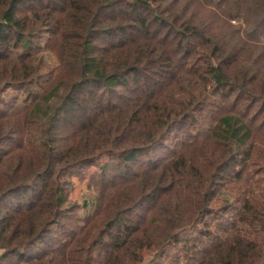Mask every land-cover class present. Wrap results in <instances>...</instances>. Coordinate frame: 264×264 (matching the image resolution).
Returning <instances> with one entry per match:
<instances>
[{"label": "trees", "instance_id": "1", "mask_svg": "<svg viewBox=\"0 0 264 264\" xmlns=\"http://www.w3.org/2000/svg\"><path fill=\"white\" fill-rule=\"evenodd\" d=\"M146 251L264 264V0H0V264Z\"/></svg>", "mask_w": 264, "mask_h": 264}, {"label": "rangeland", "instance_id": "2", "mask_svg": "<svg viewBox=\"0 0 264 264\" xmlns=\"http://www.w3.org/2000/svg\"><path fill=\"white\" fill-rule=\"evenodd\" d=\"M233 24H237L236 22H232ZM56 64H54L53 59L51 60V67H55ZM19 95L20 96V100H22V95L21 93H18L17 91L14 90H8L5 94L4 97L6 99H9L10 97H12L13 95ZM107 160V158H103L101 159V162H105ZM97 170V167H92V168H88L86 169L85 175H83V177L80 176H73L72 183H73V191L71 193V200L77 203L82 204L83 201L85 200V197L88 195L89 193V184H90V176ZM244 194V186L242 184H233L231 186L228 187V191H226V196L228 195V198L230 197V200H240L242 199ZM235 198V199H234ZM223 197L219 198L216 203L213 205L214 210H218L221 205H222V201H223ZM206 231L210 232L211 229L206 228ZM252 237V236H251ZM155 255V253L153 251H146L143 253V256L146 260V262H144V264H148L150 262V260L153 258V256Z\"/></svg>", "mask_w": 264, "mask_h": 264}]
</instances>
